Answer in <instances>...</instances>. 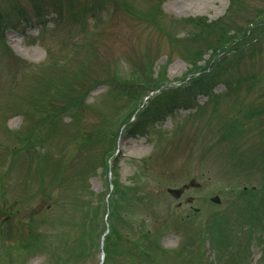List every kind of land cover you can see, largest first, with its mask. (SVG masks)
<instances>
[{"label": "rangeland", "instance_id": "obj_1", "mask_svg": "<svg viewBox=\"0 0 264 264\" xmlns=\"http://www.w3.org/2000/svg\"><path fill=\"white\" fill-rule=\"evenodd\" d=\"M37 1L58 11L47 19L52 24L47 25V31L44 26H38L33 0H0L2 20H13L22 11L30 17L27 25L16 23L17 27H26V31L5 30L9 42L19 47L25 63L19 64L21 61L6 51L0 33V132L12 129L18 135L26 134L38 120L40 136L35 138L42 140L34 144L22 136L18 143L10 144L15 142L14 136L0 137V159L7 157L13 164L6 170L7 159L0 161V222L7 221L3 226L4 234L0 233V264H51L46 256H36L35 252L27 254L20 248L21 229L28 235L31 215L40 219L41 215L47 217L38 228L48 234L47 240L51 239L48 244L62 255H72L74 250L85 245V219L81 221L82 213L77 205L88 211L95 204L103 205L102 200L94 204L90 198L92 192H107L106 173L99 169L92 174L90 169L119 134L118 151L122 156L118 158L117 168L122 178H126L121 179L125 185H129L130 180L131 185L137 184L136 176L143 177L138 189L143 197L135 210L145 218L146 226L140 220L129 229V222L120 226L126 246L123 253L116 254L112 264H148L136 258L132 245L139 234L152 229L157 236L161 235V245H158L164 252H170L164 257L159 253L157 259L161 261L157 264H196L199 259L196 253L202 251L201 248H206L208 263L214 260L208 231L211 223L217 218L221 221L222 217L229 218L227 236L235 245L232 254L235 256L239 246L245 244L246 230L251 227L250 217L241 215V207L255 205L264 196L262 165L253 164L262 161L264 152V0ZM232 9L235 19L229 25L237 29L228 34V41L230 49L236 50L222 54L216 62L213 53L206 48L218 31L204 25L222 21ZM191 19L196 24H192ZM244 27L253 28L247 32L246 39L242 37L246 32L241 33ZM64 55L69 56L66 63H62ZM53 60L60 62V66L54 65ZM209 61L212 69L207 67ZM82 71L86 73L78 79ZM204 75L201 85L195 82ZM36 77L39 78L37 82L34 81ZM59 77L61 79L52 87L64 89V95L50 91V96L41 104L43 108L35 112L30 107L27 92L36 91L45 80ZM66 80L81 91L78 97L64 87ZM114 81H117L115 87ZM143 81L151 88L147 85L143 88ZM132 84L143 88L140 89L141 97L135 98L138 102L135 106L130 105V101L118 100V95L127 98L135 94L127 91ZM162 84L166 88L160 97L173 95V91L181 92L177 95L180 106L172 108L176 109L173 116L156 123L146 138L133 139L124 130L120 132L122 124L125 127L134 124L131 118L135 114L122 121L125 113L137 107L141 113L146 109H159L160 101L153 106L148 104L158 95L149 99L144 98V94ZM96 85L97 88L85 96L80 109L63 115L57 128L48 134L49 127L43 124L48 114L55 111L54 105L46 101L55 100L57 108L63 109L69 97L82 99L84 93ZM137 86L133 90H137ZM213 88V94L202 95ZM192 96L197 99L188 102L187 97ZM75 111L79 114L76 118ZM87 138L92 140L91 150L86 147ZM19 161L22 172L16 175L22 178V186L20 184L9 197H2L8 188L11 189L10 175ZM42 161L51 162L53 167L46 164L45 169ZM59 169H63L61 183L46 187ZM26 174L31 180L26 181ZM41 176H47L46 184ZM191 179H196L202 187L186 191L180 201L174 200L165 189L166 186L179 188ZM25 184L27 193H31L29 200H23ZM253 186L254 195L248 193L242 199L243 189L249 192ZM215 195L221 197L220 205L211 201ZM261 202L264 204V198ZM196 208L203 209V213L193 217L192 224L178 223V217L191 216ZM248 210L253 211L251 207ZM12 214L15 220L9 218ZM92 222L91 227L94 226ZM96 224L97 229H101L100 217ZM260 229H264L263 224L254 228V235H258ZM198 233L210 243L202 242L200 248ZM261 236L264 238V234ZM189 241L195 244L194 251L180 256L181 248ZM16 250L20 251L14 254ZM262 250V244L254 239V264L262 263ZM240 255H244L243 250ZM238 261L241 264V258ZM246 261L247 257L242 264ZM100 263L99 253L87 261V264Z\"/></svg>", "mask_w": 264, "mask_h": 264}, {"label": "trees", "instance_id": "obj_2", "mask_svg": "<svg viewBox=\"0 0 264 264\" xmlns=\"http://www.w3.org/2000/svg\"><path fill=\"white\" fill-rule=\"evenodd\" d=\"M233 5H234V3L232 2V7H233ZM43 5L42 4H39V3H35V5H34V7H35V11H36V13L37 14H39V15H46V13H47V11H43V7H42ZM233 11V9L232 10H230V12H229V14H227V16L225 17V19H223L222 21H217V22H215V23H209V24H206V25H204L205 27H208V28H213V29H215L216 31H218L217 32V37L212 41V42H210L209 44H208V46H207V50L208 51H210V52H212L213 53V57H215L214 58V60H216V62H218L220 59H221V55L222 54H230V53H232V52H234L235 50H236V48H233L232 50L230 49V47H232V46H229V38H228V34L229 33H232V32H235L236 31V27H231L229 24L230 23H232V21L235 19L234 18V15L231 13ZM192 21H193V19H191ZM192 24H196V22L195 21H193L192 22ZM253 24V23H252ZM249 31H253V28H250V27H244V29L242 30V32L241 33H245L242 37L243 38H248L249 37V35L247 34V32H249ZM206 33V36L208 35V33L207 32H205ZM178 36L176 35V38H177ZM186 39V38H185ZM188 39V38H187ZM251 39H253V35L251 36ZM178 40H181V41H183L184 39H178ZM180 41V42H181ZM245 42H242L241 44H244ZM193 58V57H192ZM194 59V58H193ZM208 68L209 67H211L210 69H212V67H213V65L212 64H210V61H209V65L207 66ZM206 67V68H207ZM205 69V68H204ZM216 71V70H215ZM215 71L212 73V74H214L215 73ZM207 76H209V73L208 74H206ZM205 78V75L204 76H202V77H200V79L199 80H195V82H197V83H199L200 82V85L202 84V82H203V79ZM143 83L145 84V85H147V86H149L150 87V85H148L147 83H145L144 81H143ZM142 83V84H143ZM64 87H70V89H71V93H74L75 95H76V90H74L72 87V85L71 84H69L68 82H64ZM162 85H164V84H162ZM162 85H160L158 88H154V89H152L151 91H155V90H157V89H159ZM151 88V87H150ZM76 91V92H75ZM150 91V92H151ZM65 92V91H64ZM174 94V93H173ZM179 94H181V92H179V91H177V92H175V96H169V97H167V96H164L166 99H168V100H170L171 102L169 103V102H166V100H161L160 101V104H159V109H160V105H161V107L162 108H164V107H166L168 104L169 105H171V104H173L174 102H176L177 101V95H179ZM171 97H173L172 98V100H171ZM166 102V103H165ZM82 103V100L81 99H75V98H70L69 97V103H67L68 105L65 107V108H68V109H72L73 107H75V106H77V105H80ZM164 104H165V106H164ZM132 108V107H131ZM133 111L134 110H131V111H129L128 113H126L125 114V116L124 117H122V119H124L125 117H131V114L133 113Z\"/></svg>", "mask_w": 264, "mask_h": 264}, {"label": "water", "instance_id": "obj_3", "mask_svg": "<svg viewBox=\"0 0 264 264\" xmlns=\"http://www.w3.org/2000/svg\"><path fill=\"white\" fill-rule=\"evenodd\" d=\"M174 194V192H172Z\"/></svg>", "mask_w": 264, "mask_h": 264}]
</instances>
